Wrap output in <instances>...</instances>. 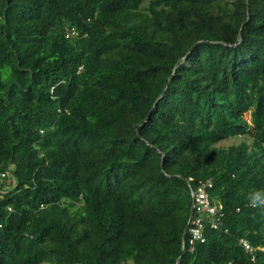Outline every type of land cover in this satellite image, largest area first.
Returning a JSON list of instances; mask_svg holds the SVG:
<instances>
[{"label":"trees","instance_id":"obj_1","mask_svg":"<svg viewBox=\"0 0 264 264\" xmlns=\"http://www.w3.org/2000/svg\"><path fill=\"white\" fill-rule=\"evenodd\" d=\"M257 194L264 0H0V264H264Z\"/></svg>","mask_w":264,"mask_h":264},{"label":"built area","instance_id":"obj_2","mask_svg":"<svg viewBox=\"0 0 264 264\" xmlns=\"http://www.w3.org/2000/svg\"><path fill=\"white\" fill-rule=\"evenodd\" d=\"M76 32V28L71 27V29L67 31V34L68 36H74ZM212 186V182L207 181L205 184L198 187V189L193 190V213L189 228L191 232V238L189 240V244L191 245L190 250H192L196 241H205V236L203 234L205 227L218 229L220 227L219 209L222 208V204L213 203L211 201L208 189ZM240 242L254 260L255 246H253L247 238H241Z\"/></svg>","mask_w":264,"mask_h":264},{"label":"rangeland","instance_id":"obj_3","mask_svg":"<svg viewBox=\"0 0 264 264\" xmlns=\"http://www.w3.org/2000/svg\"><path fill=\"white\" fill-rule=\"evenodd\" d=\"M246 118L250 119V113L246 114ZM239 140L240 139H238V138H230V139H227L225 141H222L221 143L224 145H229V144H232L235 142H239Z\"/></svg>","mask_w":264,"mask_h":264},{"label":"clouds","instance_id":"obj_4","mask_svg":"<svg viewBox=\"0 0 264 264\" xmlns=\"http://www.w3.org/2000/svg\"><path fill=\"white\" fill-rule=\"evenodd\" d=\"M253 199L258 204L259 203H264V201H262V198H261V196L259 194H257L255 197H253ZM192 213H193V206H192ZM191 217H192V215H191ZM184 243L186 244V241H184Z\"/></svg>","mask_w":264,"mask_h":264},{"label":"water","instance_id":"obj_5","mask_svg":"<svg viewBox=\"0 0 264 264\" xmlns=\"http://www.w3.org/2000/svg\"><path fill=\"white\" fill-rule=\"evenodd\" d=\"M183 247H184V249H183V250L185 251V249H186V244H185V243H184Z\"/></svg>","mask_w":264,"mask_h":264}]
</instances>
